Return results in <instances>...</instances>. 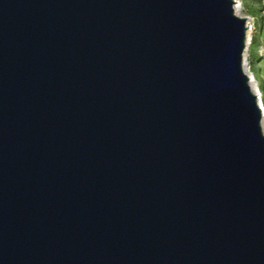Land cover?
<instances>
[{
	"label": "water",
	"instance_id": "95a60500",
	"mask_svg": "<svg viewBox=\"0 0 264 264\" xmlns=\"http://www.w3.org/2000/svg\"><path fill=\"white\" fill-rule=\"evenodd\" d=\"M234 3L0 0V264H264Z\"/></svg>",
	"mask_w": 264,
	"mask_h": 264
},
{
	"label": "rangeland",
	"instance_id": "374dc122",
	"mask_svg": "<svg viewBox=\"0 0 264 264\" xmlns=\"http://www.w3.org/2000/svg\"><path fill=\"white\" fill-rule=\"evenodd\" d=\"M239 1V15L250 23L247 30V41L243 52L244 70L253 79L259 101L264 109V18L261 15V0ZM261 129L264 134V112L261 118Z\"/></svg>",
	"mask_w": 264,
	"mask_h": 264
},
{
	"label": "bare ground",
	"instance_id": "6f19581e",
	"mask_svg": "<svg viewBox=\"0 0 264 264\" xmlns=\"http://www.w3.org/2000/svg\"><path fill=\"white\" fill-rule=\"evenodd\" d=\"M239 10H240L239 1L235 0V3H234V11H235V14L238 15V16H240V15H239ZM247 26L249 27V30H251L250 23H247ZM246 41H247V39H246ZM244 71H245V70H244ZM249 79H250L249 84H250V86H251V89H252L254 92H256V90L253 88V83H252V82H253V79H251L250 77H249ZM261 107H262V105H261ZM262 111L264 112L263 107H262Z\"/></svg>",
	"mask_w": 264,
	"mask_h": 264
},
{
	"label": "built area",
	"instance_id": "2783aa9c",
	"mask_svg": "<svg viewBox=\"0 0 264 264\" xmlns=\"http://www.w3.org/2000/svg\"><path fill=\"white\" fill-rule=\"evenodd\" d=\"M261 5H262L261 15H262L263 18H264V0H261ZM247 23H248V21H247ZM248 29H249V27H248Z\"/></svg>",
	"mask_w": 264,
	"mask_h": 264
}]
</instances>
